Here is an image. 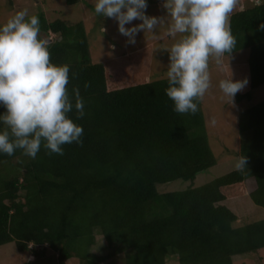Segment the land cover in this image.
<instances>
[{
  "label": "trees",
  "instance_id": "1",
  "mask_svg": "<svg viewBox=\"0 0 264 264\" xmlns=\"http://www.w3.org/2000/svg\"><path fill=\"white\" fill-rule=\"evenodd\" d=\"M39 19L51 61L69 65V95L79 87L84 101L82 118L68 114L83 127V143L62 145L63 155L42 146L35 159L0 153V246L15 242L34 257L51 249L57 264H235L234 256L264 248V218L238 227L223 203L248 195L264 208V100L239 124L243 170L160 193L158 184L194 180L217 163L201 101L195 115L174 111L167 78L151 79L152 46L94 62L83 22ZM262 25L264 0L230 16L232 53L250 48L246 62L225 66L227 77L247 79L237 102L264 84ZM95 231L106 255L91 251Z\"/></svg>",
  "mask_w": 264,
  "mask_h": 264
},
{
  "label": "clouds",
  "instance_id": "2",
  "mask_svg": "<svg viewBox=\"0 0 264 264\" xmlns=\"http://www.w3.org/2000/svg\"><path fill=\"white\" fill-rule=\"evenodd\" d=\"M239 0H163L169 18L168 35L173 38L167 67V96L174 111L195 115L198 102L211 87L210 61L223 64L225 54L232 53L236 39L230 16ZM259 4V0H257ZM146 0H96L94 11L118 22V31L135 44L140 31L155 35L164 18L146 14ZM133 20L141 23L125 27ZM264 27V25H262ZM40 19L22 9L0 25V153L12 156L17 150L35 159L43 146L49 155H63L62 145H82L84 129L68 115L75 109L76 118L85 115L79 87L69 95V65L55 64L50 58L51 38L40 37ZM247 79L232 75L219 81L223 98L234 106L235 95ZM85 82L84 87H90ZM215 124V118L211 121ZM246 167V157L235 164Z\"/></svg>",
  "mask_w": 264,
  "mask_h": 264
},
{
  "label": "rangeland",
  "instance_id": "3",
  "mask_svg": "<svg viewBox=\"0 0 264 264\" xmlns=\"http://www.w3.org/2000/svg\"><path fill=\"white\" fill-rule=\"evenodd\" d=\"M253 1L239 0L234 12L251 7ZM95 2L96 0H78L75 4H69L67 0H0V25L22 9H27L29 15L38 17L44 15L49 21L60 17L72 23L83 22L90 40L91 56L94 62L107 61L152 46L151 79L167 78L169 53L164 48L170 47L174 41L168 35L169 18L163 7V0H146L148 5L145 10L146 14L164 18V22L158 26L155 35L150 32H138L134 45L128 44L126 42L128 38L119 33L116 20L95 13ZM139 23H141L140 20H133L125 27H132ZM249 54L250 48L231 53L230 56L225 54L221 66L210 61L211 87L201 100V104L206 114L210 146L216 156L217 163L198 173L194 180L178 179L158 184V192L164 193L201 186L236 169L235 164L240 158L242 142L239 124L246 119L247 109L264 100V84L253 91L251 100L245 99L237 102L234 98L233 106L228 98H221L223 94L219 89V81L227 78L225 73L227 63L246 62ZM213 117L215 124L211 122ZM223 203L237 213L239 219L235 225L238 227L264 218V208L255 205L248 195L228 199ZM95 237V244L91 251L98 255H106L109 249L103 235L95 231ZM32 257L34 255L31 252H20L15 242L0 246V264H19L30 259H32V264H57V255L51 249H46L44 254ZM73 261L75 264L79 263L77 260ZM109 261L110 259L105 263ZM170 261L168 260L167 264L176 262L175 260ZM234 261L235 264H262L264 263V248L247 255H236Z\"/></svg>",
  "mask_w": 264,
  "mask_h": 264
},
{
  "label": "water",
  "instance_id": "4",
  "mask_svg": "<svg viewBox=\"0 0 264 264\" xmlns=\"http://www.w3.org/2000/svg\"><path fill=\"white\" fill-rule=\"evenodd\" d=\"M49 41H51V39H48Z\"/></svg>",
  "mask_w": 264,
  "mask_h": 264
}]
</instances>
